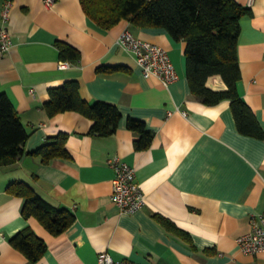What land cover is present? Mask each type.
I'll list each match as a JSON object with an SVG mask.
<instances>
[{
    "label": "crops",
    "instance_id": "1",
    "mask_svg": "<svg viewBox=\"0 0 264 264\" xmlns=\"http://www.w3.org/2000/svg\"><path fill=\"white\" fill-rule=\"evenodd\" d=\"M6 1L0 0V25ZM9 1L14 45L0 56V93L9 96L29 138L20 159L0 166V264H99L102 251L139 263L264 264V252L246 254L237 244L251 229V214L264 213V139L238 130L230 100L208 105L192 94L186 41L125 19L105 29L80 0H56L52 6L45 0ZM236 1L251 9L241 19L238 90L264 129V0ZM126 29L167 49L179 79L165 86L157 77H144L135 56L119 46ZM58 41L79 48L81 59L62 60ZM69 80L80 83L90 104L119 107L123 115L114 134L90 135L93 120L78 111L48 114L49 90ZM208 86L227 87L219 75L210 77ZM130 118L155 133L148 149L134 147ZM59 133L69 134V158L43 163L31 154ZM116 157L136 168L147 197L134 214L122 213L110 198L115 169L109 160ZM14 181H25L55 206L72 210L76 220L59 235L35 217L27 220L24 198L7 191ZM157 214L190 238L170 233ZM28 224L48 245L36 263L9 240Z\"/></svg>",
    "mask_w": 264,
    "mask_h": 264
},
{
    "label": "trees",
    "instance_id": "2",
    "mask_svg": "<svg viewBox=\"0 0 264 264\" xmlns=\"http://www.w3.org/2000/svg\"><path fill=\"white\" fill-rule=\"evenodd\" d=\"M87 15L105 29L121 20L146 28H163L175 41H186L187 76L192 94L208 105L230 100L238 130L245 135L264 139V129L255 113L238 90L242 71L238 57L241 19L251 9L236 0H80ZM62 60L77 63L81 50L66 41H58ZM111 71L113 68H100ZM219 75L226 84L222 90L208 86L210 77ZM80 83L69 80L64 85L51 88L50 98L44 108L50 116L66 111H78L93 120L90 135L114 134L122 119L116 104L97 101L93 104L82 98ZM128 127L136 135L137 150L148 149L155 133L146 122L130 118ZM69 134L59 133L31 154L49 163L54 158H69L66 149ZM29 138L18 110L6 93H0V166L16 162L26 153ZM10 194L24 198L22 215L28 220L37 218L52 234L63 233L76 220L72 210L58 207L38 193L25 181H14L7 187ZM170 233L188 240L189 233L179 228L171 219L156 215ZM10 243L22 251L30 262H38L48 245L28 224L10 237Z\"/></svg>",
    "mask_w": 264,
    "mask_h": 264
},
{
    "label": "built area",
    "instance_id": "3",
    "mask_svg": "<svg viewBox=\"0 0 264 264\" xmlns=\"http://www.w3.org/2000/svg\"><path fill=\"white\" fill-rule=\"evenodd\" d=\"M45 1L48 6H52L56 0ZM11 6L12 3L8 0L2 10L0 56L10 52L14 45L9 29ZM118 43L135 56L144 77H157L165 86H170L179 79L170 53L161 45L136 36L130 29H126L120 35ZM63 65L66 66L68 63ZM109 164L115 169L113 192L110 198L117 204L119 210L125 214H134L143 209L147 203V197L141 184L136 180V168L118 157L109 160ZM250 222L251 229L237 238V244L242 252L256 255L264 252V213L251 214ZM98 262L99 264H153L139 263L129 259L118 260L108 251L100 252Z\"/></svg>",
    "mask_w": 264,
    "mask_h": 264
}]
</instances>
